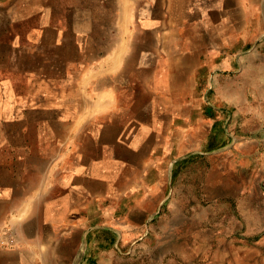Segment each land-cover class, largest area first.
I'll return each instance as SVG.
<instances>
[{
  "label": "crops",
  "instance_id": "crops-1",
  "mask_svg": "<svg viewBox=\"0 0 264 264\" xmlns=\"http://www.w3.org/2000/svg\"><path fill=\"white\" fill-rule=\"evenodd\" d=\"M55 5L38 36L12 29L42 6L0 14V226L20 244L0 264H105L108 237L200 233L227 249L204 264H264V0ZM81 7L132 29L92 50Z\"/></svg>",
  "mask_w": 264,
  "mask_h": 264
},
{
  "label": "rangeland",
  "instance_id": "rangeland-1",
  "mask_svg": "<svg viewBox=\"0 0 264 264\" xmlns=\"http://www.w3.org/2000/svg\"><path fill=\"white\" fill-rule=\"evenodd\" d=\"M13 0H0V14L2 11H4V6L8 5ZM27 3L33 8L31 13L35 10L36 7L39 5L42 6L37 10V14H33L30 16L24 17V19L18 22L14 26L13 32H18L20 34H23L24 36H27L31 32V36H38V34H41L45 31L46 27H48V24L42 23V19H47L50 17V14L52 13V17L54 18V2L56 5L61 6V9H58L57 16L59 19H65V16L67 14L65 7L74 5L77 7L79 2L81 0H26ZM42 3V4H41ZM55 5V6H56ZM241 10H236V20H239L240 18L243 19V13H241ZM100 10L98 8H93L91 10H86L81 8L75 9V17H76V23L74 24V34L77 36V38L80 40L83 36H93L94 40H92V44L95 48H92V50H98V48L104 47L109 43L107 40L101 39V36H116L117 33H123L127 32L129 33L132 29L130 25H115L114 23L106 24L104 21L100 22V19H95L94 17H97L99 15ZM239 12V13H238ZM91 13V17L90 16ZM80 14V15H79ZM83 14H85V18L81 17ZM64 15V16H63ZM80 16V18H79ZM240 16V18H238ZM23 17V15H22ZM41 19V20H40ZM109 20V19H107ZM39 21V22H38ZM54 22V19H53ZM54 26V23H53ZM64 27H66L64 25ZM236 31L239 28L237 25H235ZM28 33V34H27ZM1 29H0V35H1ZM49 34V33H48ZM50 35V34H49ZM29 36V35H28ZM80 37V38H79ZM77 41V39H76ZM81 42V40H80ZM242 47L241 46H238ZM255 48H263L264 49V42H259ZM58 53L64 52L66 53V50H59ZM258 92L254 95L256 97H263V91L257 90ZM260 92V93H259ZM263 123V128L260 131V137L264 140V119L261 121ZM262 126L259 125L258 120H252L251 121V130L255 131L258 130ZM11 221V220H9ZM7 221L6 224L0 226V250H14L19 247V240L18 235L16 234L11 222ZM183 236V243L181 245V248H173V244H171V247L168 248L166 243L162 240V237H156L146 239L144 238L136 248L126 247V248H116L113 244L112 239L110 237L107 238L106 244L107 249L105 251V257H106V263L105 264H167L168 260H171L172 264H178L177 261L186 262V264H204V260L210 259L212 256L214 258L216 257H225L227 249H216L211 248L210 250H207L204 245L210 242L211 234L206 233H200L199 235L202 236V239L199 243V247L192 246L190 243V236L189 234H181ZM257 236V234H251L252 238L254 236ZM261 239L264 237V235L260 236ZM168 237V236H167ZM260 240V239H259ZM255 241H258L257 239ZM257 245V244H255ZM262 247H257L253 251L256 252H262ZM180 251V252H179ZM174 253H177L175 255ZM212 255V256H211ZM211 256V257H210ZM195 258V259H193ZM212 264V263H207ZM216 264V263H215Z\"/></svg>",
  "mask_w": 264,
  "mask_h": 264
},
{
  "label": "bare ground",
  "instance_id": "bare-ground-1",
  "mask_svg": "<svg viewBox=\"0 0 264 264\" xmlns=\"http://www.w3.org/2000/svg\"><path fill=\"white\" fill-rule=\"evenodd\" d=\"M58 14V13H57ZM64 16V15H63ZM19 21V20H18ZM39 22V21H38ZM16 23V22H15ZM52 55V54H51ZM7 58V57H6Z\"/></svg>",
  "mask_w": 264,
  "mask_h": 264
}]
</instances>
